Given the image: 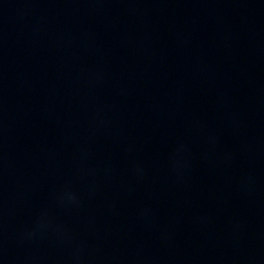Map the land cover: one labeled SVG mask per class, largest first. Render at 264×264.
I'll return each mask as SVG.
<instances>
[{"label": "water", "instance_id": "95a60500", "mask_svg": "<svg viewBox=\"0 0 264 264\" xmlns=\"http://www.w3.org/2000/svg\"><path fill=\"white\" fill-rule=\"evenodd\" d=\"M0 264H264V0H0Z\"/></svg>", "mask_w": 264, "mask_h": 264}]
</instances>
